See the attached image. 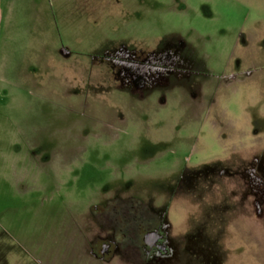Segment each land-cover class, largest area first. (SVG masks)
<instances>
[{
    "label": "rangeland",
    "instance_id": "1",
    "mask_svg": "<svg viewBox=\"0 0 264 264\" xmlns=\"http://www.w3.org/2000/svg\"><path fill=\"white\" fill-rule=\"evenodd\" d=\"M0 264H264V0H3Z\"/></svg>",
    "mask_w": 264,
    "mask_h": 264
},
{
    "label": "flooded vegetation",
    "instance_id": "2",
    "mask_svg": "<svg viewBox=\"0 0 264 264\" xmlns=\"http://www.w3.org/2000/svg\"><path fill=\"white\" fill-rule=\"evenodd\" d=\"M120 205L119 201L113 202L101 213L99 222L108 234L96 243V256L108 257L114 244L121 256L132 260L158 261L169 256L171 250L161 220L141 206ZM111 236L114 243L108 240Z\"/></svg>",
    "mask_w": 264,
    "mask_h": 264
},
{
    "label": "crops",
    "instance_id": "3",
    "mask_svg": "<svg viewBox=\"0 0 264 264\" xmlns=\"http://www.w3.org/2000/svg\"><path fill=\"white\" fill-rule=\"evenodd\" d=\"M2 21H3V0H0V34L2 29Z\"/></svg>",
    "mask_w": 264,
    "mask_h": 264
},
{
    "label": "clouds",
    "instance_id": "4",
    "mask_svg": "<svg viewBox=\"0 0 264 264\" xmlns=\"http://www.w3.org/2000/svg\"><path fill=\"white\" fill-rule=\"evenodd\" d=\"M189 215H190V213L185 215V217H184V222L185 223L187 222Z\"/></svg>",
    "mask_w": 264,
    "mask_h": 264
}]
</instances>
